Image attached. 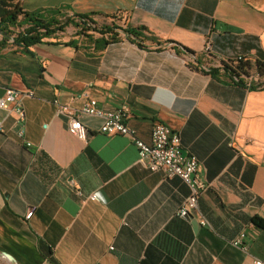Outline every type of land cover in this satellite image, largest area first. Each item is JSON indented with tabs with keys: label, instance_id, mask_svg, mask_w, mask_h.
<instances>
[{
	"label": "crops",
	"instance_id": "obj_1",
	"mask_svg": "<svg viewBox=\"0 0 264 264\" xmlns=\"http://www.w3.org/2000/svg\"><path fill=\"white\" fill-rule=\"evenodd\" d=\"M22 3L29 12L66 5L65 16L88 15L117 40L71 25L70 37L25 47L0 33V98L6 88L33 92L21 100L22 137L14 113L0 110V263H264V89L234 83L221 67L239 55L264 60V0ZM85 96L107 110L126 104V123L145 142L155 121L179 131L209 185L195 212L179 217L188 185L138 165V148L99 132L98 118L82 117L86 140L68 132L53 100L80 107ZM241 235L245 250L232 244Z\"/></svg>",
	"mask_w": 264,
	"mask_h": 264
},
{
	"label": "built area",
	"instance_id": "obj_2",
	"mask_svg": "<svg viewBox=\"0 0 264 264\" xmlns=\"http://www.w3.org/2000/svg\"><path fill=\"white\" fill-rule=\"evenodd\" d=\"M210 48V41L206 40L203 52L210 55ZM244 57L246 56H238L234 60L239 61ZM208 68L209 66H206V69ZM247 82L259 85L257 76L249 77ZM26 96H33V92L6 88L4 95L0 98V110L14 113L15 122L21 126L17 131L20 137L24 134V110L21 100ZM53 104L55 106V114L66 118L68 132L80 140H86L89 135V130L82 121L83 116L98 118L100 120L98 130L105 135L119 134L128 137L138 148L136 161L138 165L150 172L162 171L168 178L178 176L188 185L190 193L179 206L177 215L181 218H186L197 210L199 197L208 189L209 185L201 180L199 161L196 156L182 151L181 137L178 130L171 128L165 122L155 121L151 128L150 141L145 142L138 137L135 129L126 123V119L129 117V108L126 104L107 110L100 107L94 98L88 96H85L80 107L61 103L57 99L53 100ZM3 122L4 119L0 118V138L4 131ZM27 145H30V143L27 142ZM88 198L96 200L97 195L93 193ZM200 223L202 225L207 224L205 219H201ZM242 236L235 238L232 244L245 250L246 246L242 245L241 241ZM251 264L264 263L262 260L255 258Z\"/></svg>",
	"mask_w": 264,
	"mask_h": 264
},
{
	"label": "trees",
	"instance_id": "obj_3",
	"mask_svg": "<svg viewBox=\"0 0 264 264\" xmlns=\"http://www.w3.org/2000/svg\"><path fill=\"white\" fill-rule=\"evenodd\" d=\"M19 2L20 0H16V2L0 0V33L3 37L13 36L14 43L25 47L40 43L44 38L64 31L65 27L70 24L77 28V35L93 30L100 33L109 32L111 40H117V34L112 28L109 26L97 27L88 15L74 13L72 17L66 16L65 21H61L60 18L65 17V11L69 10L66 5L51 10L29 12L22 10ZM139 29L147 33L146 28ZM124 31L136 39L140 38L137 28H127ZM172 45L184 52L193 53L182 45ZM221 67L230 75L231 81L244 87H247L248 78L251 76H257L259 81L264 83V60H251L246 56L239 61L234 59L222 61ZM216 71V68L210 67L207 72L215 74ZM248 88L257 89V85L252 84ZM255 222L259 226L263 225V222L258 219H255Z\"/></svg>",
	"mask_w": 264,
	"mask_h": 264
},
{
	"label": "rangeland",
	"instance_id": "obj_4",
	"mask_svg": "<svg viewBox=\"0 0 264 264\" xmlns=\"http://www.w3.org/2000/svg\"><path fill=\"white\" fill-rule=\"evenodd\" d=\"M6 1H8V0H6ZM11 0H9V2H10ZM22 1L23 0H20V2H19V5L20 6H23V3H22ZM13 2H16V0H13ZM61 19V21H65V19H66V16L65 17H63V18H60ZM114 31V30H113ZM75 34V32H74V28H73V26H71V24L70 25H68V27L66 26L65 27V29H64V31L62 32V36L63 37H70V36H72V35H74ZM205 44V43H204ZM204 46V45H203ZM210 46H211V42H210ZM210 49H212V47L210 48ZM240 56V55H239ZM242 56V55H241ZM238 57V56H237ZM209 66V68H210V64L206 61V62H204V64L201 66V68L203 69V70H206V71H208L209 70V68L208 69H206V66ZM259 83V85H257V89H264V83H261V81H259L258 82ZM252 84H254V83H249V82H247V87L246 88H248L250 85H252ZM255 85V84H254ZM249 89V88H248ZM1 264V263H0ZM3 264V263H2Z\"/></svg>",
	"mask_w": 264,
	"mask_h": 264
}]
</instances>
